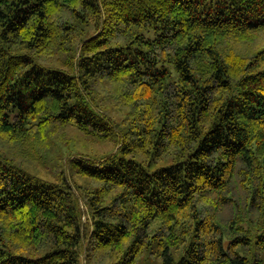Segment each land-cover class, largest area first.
Returning a JSON list of instances; mask_svg holds the SVG:
<instances>
[{
	"label": "trees",
	"instance_id": "1",
	"mask_svg": "<svg viewBox=\"0 0 264 264\" xmlns=\"http://www.w3.org/2000/svg\"><path fill=\"white\" fill-rule=\"evenodd\" d=\"M82 261L264 264V0H0V264Z\"/></svg>",
	"mask_w": 264,
	"mask_h": 264
},
{
	"label": "rangeland",
	"instance_id": "2",
	"mask_svg": "<svg viewBox=\"0 0 264 264\" xmlns=\"http://www.w3.org/2000/svg\"><path fill=\"white\" fill-rule=\"evenodd\" d=\"M250 44L252 43L249 42V44H242L241 47L246 49ZM175 75L176 73L174 72V76ZM111 105L112 104L110 103V106ZM108 109L109 114L116 121H121L123 119V116L120 113L113 111L111 108ZM49 141L50 144L49 146L44 147V155L41 158L25 159L24 157H19L18 161L29 170L50 179L55 178L56 170L60 167L62 159L64 158V161L66 156L83 154L98 158L117 150V144L115 141L97 139L69 126L54 132ZM161 165L162 163L155 164L153 168ZM75 177L77 180L81 182L83 181L77 175ZM81 206L85 210L84 205L81 204ZM83 220H87V214L84 216ZM82 264H85V262L82 261Z\"/></svg>",
	"mask_w": 264,
	"mask_h": 264
}]
</instances>
